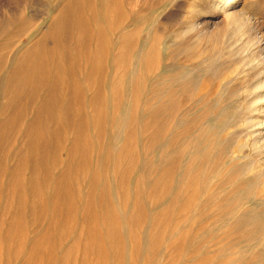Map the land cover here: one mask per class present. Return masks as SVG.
Here are the masks:
<instances>
[{"label": "rangeland", "instance_id": "374dc122", "mask_svg": "<svg viewBox=\"0 0 264 264\" xmlns=\"http://www.w3.org/2000/svg\"><path fill=\"white\" fill-rule=\"evenodd\" d=\"M72 1L0 0V264H264L262 66L198 42L194 0Z\"/></svg>", "mask_w": 264, "mask_h": 264}, {"label": "bare ground", "instance_id": "6f19581e", "mask_svg": "<svg viewBox=\"0 0 264 264\" xmlns=\"http://www.w3.org/2000/svg\"><path fill=\"white\" fill-rule=\"evenodd\" d=\"M63 1V0H62ZM69 1H72V0H68V3H69ZM76 0H74V2H75ZM84 1V0H83ZM113 1V0H112ZM261 1V0H260ZM66 3H67V1H65ZM79 2H82V0H79ZM190 2V1H189ZM193 2V3H192ZM191 3H192V12H191V15L192 16H194L193 14H196V12L199 14L197 17H193V19H192V16H191V19H190V21H189V23H188V28L189 29H191V30H193V31H195L196 33H197V41L198 42H203V40H205L206 38H208L209 40L210 39H214L215 41H217V42H222V41H228L229 43V45L232 47V52L234 51L235 52V55L237 54V55H241V56H243L244 57V59L246 60V62H247V64H251V65H249L250 66V68H248L247 67V69H252V68H254V67H258V66H262V68H260V69H262L263 71L261 72L262 74H260L261 75V78H260V81H259V84H258V86H256L255 84H254V86H256L257 87V89L258 90H256V88L254 87V89H255V91H259V93L257 94V105H258V107H259V110H261L262 108H263V105H264V39L260 36V35H258V31H257V24H256V22L258 23V21H256L255 20V18H253V17H251V15L248 13V11L245 9V7H243V3H242V1L241 0H204V3H206V4H210L211 5V7L210 8H205V6L204 5H206V4H204V5H200L199 3H202V0H194V1H192ZM77 3V2H76ZM76 3H73V1L71 2V4H75L76 6H77V4ZM83 4L85 3V2H82ZM59 4V3H58ZM62 4L63 5H67L68 6V4H64V2H62ZM190 4V3H189ZM258 4H260L261 5V8H259L260 10H258V11H260V14L259 15H261V16H264V1H261L260 3H258ZM63 5H61V7L63 6ZM112 5V4H111ZM69 6H71L70 5V3H69ZM80 6V5H79ZM59 7V6H58ZM66 7V6H65ZM73 7V6H72ZM84 7V6H83ZM119 7V6H118ZM247 7V6H246ZM260 7V6H259ZM56 8V7H55ZM54 8V9H55ZM251 8V7H250ZM62 9V8H61ZM61 9H59V11L61 10ZM64 9V8H63ZM71 9V8H70ZM73 9V8H72ZM74 9H75V6H74ZM77 9V8H76ZM81 9V8H80ZM112 9V8H111ZM68 10H69V8H68ZM57 12H58V9L56 10ZM55 11V13L54 14H56L57 12ZM62 11V10H61ZM60 11V12H61ZM70 11V10H69ZM68 11V12H69ZM83 11V10H82ZM63 12V11H62ZM77 12V11H76ZM94 12V11H93ZM64 14H65V12H63ZM75 13V12H74ZM74 13H73V15H74ZM95 13H97V12H94V14ZM219 13H222L221 14V16L223 17L224 16V18H225V21H224V24L222 25V26H219V24H217L216 22H212L211 21V19L212 18H218V14ZM53 14V15H54ZM63 14V15H64ZM60 15V14H59ZM65 15H67V14H65ZM64 15V16H65ZM72 15V16H73ZM76 15V14H75ZM68 16V15H67ZM70 16H71V13H70ZM77 16V15H76ZM75 16V17H76ZM82 16V15H81ZM96 16H97V14H96ZM96 16H94V17H96ZM59 17V16H58ZM57 17V18H58ZM61 17V16H60ZM63 17V16H62ZM69 17V16H68ZM257 17V16H256ZM56 18V19H57ZM83 18V17H82ZM81 18V19H82ZM97 18V17H96ZM95 18V19H96ZM263 18V17H262ZM59 19V18H58ZM75 19H78V18H75ZM65 21H66V17H65V19H64ZM71 20V19H70ZM97 20V19H96ZM77 21V20H76ZM75 21V22H76ZM123 21V20H122ZM128 21V20H127ZM214 21V20H213ZM51 22V21H50ZM75 22H74V26L76 27V28H78V29H81L82 27L83 28H86L85 27V25H83L85 22H86V20L84 19V23H83V20H81V21H78V22H76V24H75ZM82 22V23H81ZM60 23V22H59ZM64 23V22H63ZM66 23V22H65ZM64 23V24H65ZM264 23V22H263ZM72 24V23H71ZM89 24V23H88ZM217 24V25H216ZM66 25V24H65ZM83 25V26H82ZM100 25V27H101V24H99ZM212 25H214L216 28H213L212 30H211V27H212ZM104 26V25H103ZM219 26V27H218ZM89 27V26H88ZM91 27V26H90ZM99 26H97L96 28H97V32H95L96 33V35H98V37H95L94 39H97V38H99L100 39V36H101V34H102V29H100V27L98 28ZM130 27V26H129ZM264 27V26H263ZM51 28V27H50ZM54 28V27H53ZM72 28H74V27H72ZM82 28V30H84ZM96 28H95V30H96ZM140 28V27H139ZM58 29V28H57ZM61 29H62V27H61ZM67 29H69V26H68V28ZM90 29V28H89ZM89 29H87V30H89ZM92 29V28H91ZM134 29V28H133ZM259 29V28H258ZM48 30V29H47ZM93 30V29H92ZM148 30V29H147ZM49 32H48V35H50V30H48ZM69 31V30H68ZM72 31H74V30H72ZM257 31V32H256ZM261 31V30H260ZM62 31H60V33H61ZM81 32H84V31H81ZM91 32V31H90ZM104 32H106V31H103V33ZM145 32V31H144ZM263 32V31H262ZM59 33V32H58ZM59 33V34H60ZM88 31H87V36H88ZM94 33V34H95ZM71 34V33H70ZM73 34V33H72ZM83 34H85V33H83ZM106 34V33H105ZM104 34V35H105ZM262 34H264V33H262ZM42 35V34H41ZM44 35H46V33H44ZM52 35V34H51ZM86 35V34H85ZM47 36V35H46ZM70 36V35H69ZM127 36H128V34H127ZM142 36V35H141ZM263 36V35H262ZM49 37V36H48ZM105 37V36H104ZM129 37V36H128ZM128 37H126V38H128ZM42 38V37H41ZM45 38V37H44ZM47 38V37H46ZM51 38V37H50ZM54 38V37H53ZM85 38V41H87V39L89 38V36H88V38L87 37H84ZM87 38V39H86ZM125 38V37H124ZM123 38V39H124ZM129 38H131V37H129ZM129 38H128V40L126 41V42H129ZM122 39V38H121ZM120 39V40H121ZM123 39H122V43H124L123 42ZM207 39V40H208ZM49 40V39H48ZM107 40V39H106ZM105 40V41H106ZM61 41V40H60ZM76 41V40H75ZM101 41V40H100ZM144 41V40H143ZM47 42L48 41H46V43H44V44H47ZM52 42V41H51ZM73 42V41H72ZM80 42V41H79ZM126 42L124 43L125 44V46L128 44H126ZM53 43V42H52ZM52 43H51V45H52ZM100 43H102V45H104L103 43L104 42H100ZM100 43L97 45L98 47V50L100 51V49H99V47H102V46H100ZM122 43H120V45H124V44H122ZM210 43V42H209ZM75 43H73V45H74ZM87 44H89L88 42H87ZM57 45V44H56ZM79 45H80V43H79ZM109 45V44H108ZM108 45L106 44V47H108ZM53 46V45H52ZM85 46V45H84ZM105 46V45H104ZM103 46V47H104ZM230 46H228L229 48H230ZM46 47V46H45ZM44 47V48H45ZM56 47V46H55ZM58 47V46H57ZM67 47V46H66ZM236 47H238V48H236ZM28 48H30V47H28ZM27 48V49H28ZM32 48V47H31ZM35 49L37 48V47H34ZM38 48H40V47H38ZM59 48V47H58ZM65 48V47H64ZM78 48V47H77ZM51 49V48H50ZM103 49V48H102ZM106 49V48H105ZM105 49H104V51L103 50H101V52H104L105 53ZM153 49V48H152ZM255 49H256V51H255ZM36 50H40V49H36ZM25 51V50H24ZM30 51V50H29ZM32 51V50H31ZM43 52L44 50L43 49H41L39 52ZM46 51H48V49L46 50ZM52 51V50H51ZM27 52H28V50H27ZM35 52H37L38 53V51H35ZM53 52V51H52ZM51 52V53H52ZM54 52H55V49H54ZM59 52V51H58ZM98 51H96L95 53H97ZM100 52V53H101ZM30 53V56H32L31 55V53H33V51L32 52H29ZM37 53H35V54H37ZM63 53V52H62ZM104 53H102V55L104 54ZM27 54V53H26ZM34 54V55H35ZM39 54H41V55H43L42 53H39ZM54 54V53H53ZM53 54H52V56H53ZM55 54H57V53H55ZM61 54V53H60ZM70 54V53H69ZM82 54V53H81ZM87 54V53H86ZM124 54V53H123ZM217 54V53H216ZM232 54V53H231ZM71 55V54H70ZM96 55H99V54H95V55H93V56H96ZM120 56H122L121 54H119ZM236 55V56H237ZM40 56V55H39ZM46 56V55H45ZM60 56V55H59ZM68 56V55H67ZM82 56V55H81ZM89 56V55H88ZM87 56V57H88ZM92 56V55H91ZM100 56V55H99ZM98 56V57H99ZM147 56V55H146ZM28 57V56H27ZM44 57V56H43ZM54 57V56H53ZM55 57H56V55H55ZM75 57V56H74ZM80 57V56H79ZM119 57V56H118ZM238 57H240V56H238ZM26 58V57H25ZM48 58V57H47ZM46 58V59H47ZM52 58V57H51ZM50 58V59H51ZM57 58H58V56H57ZM82 58V57H81ZM102 59H103V57H101ZM124 56H123V59H121L120 58V60H124ZM242 58V57H241ZM18 59H20L19 57H18ZM45 59V58H44ZM44 59H42L41 61L40 60H38L39 61V63H40V66L42 65V63H43V60ZM45 59V60H46ZM60 59V58H59ZM64 59V58H63ZM91 59V58H90ZM93 59V58H92ZM243 59V58H242ZM243 59V60H244ZM22 60V59H21ZM20 60V61H21ZM35 60V59H34ZM45 60H44V62H45ZM23 61V60H22ZM28 61H30V60H28ZM27 61V62H28ZM50 61L51 60H49V62H48V65H50ZM52 61H53V59H52ZM71 61V60H70ZM95 61V60H94ZM99 61V60H98ZM242 62H244V61H242ZM246 62H245V65H246ZM249 62V63H248ZM19 63V62H18ZM22 63V62H21ZM38 63V64H39ZM53 63H55V62H53ZM52 63V64H53ZM71 63V62H70ZM101 63V62H100ZM23 64H24V62H23ZM34 64H37V60H36V62L34 63ZM46 64H47V62H46ZM68 64H69V62H68ZM75 64V63H74ZM261 64V65H260ZM21 65V64H20ZM20 65H19V67H20ZM30 65H31V63H30ZM102 65V64H101ZM23 66V65H22ZM21 66V67H22ZM36 66V65H35ZM39 65H37V67H38ZM39 66V67H40ZM44 66H45V69H44ZM44 66H41V68H43L44 70H45V73H46V71H49L48 69V66H46V65H44ZM70 66V65H69ZM75 66V65H74ZM248 66V65H247ZM251 66H253L252 68H251ZM32 67V66H31ZM30 67V68H31ZM34 67V66H33ZM38 67V68H39ZM50 67H52L51 65H50ZM65 67V66H64ZM73 67V66H72ZM76 67V66H75ZM97 67H98V64H97ZM24 68V71L25 72H27V74L29 73V72H31V71H26V67L24 66L23 67ZM35 68V67H34ZM93 68H95V67H93ZM14 69V68H13ZM12 69V70H13ZM17 69H18V67H17ZM47 69V70H46ZM96 69V68H95ZM104 69V68H103ZM255 69V68H254ZM16 70V69H15ZM18 70H21V69H18ZM50 70H52V69H50ZM22 71V73H23V70H21ZM43 71V70H42ZM42 71H41V73H42ZM54 71V70H53ZM96 71H97V69H96ZM102 71V70H101ZM221 71V70H220ZM253 71V70H252ZM254 71H257V69L256 70H254ZM14 72V71H13ZM16 72H17V70H16ZM19 72V71H18ZM34 72V71H33ZM51 71H49L48 73L49 74H51L50 73ZM58 72V71H57ZM69 72H70V70H69ZM92 72H94V74H96L95 73V71H93V69H92ZM39 73H40V70H39ZM38 73V74H39ZM44 73V72H43ZM47 73V75L49 76V74ZM52 73H54V72H52ZM72 73V72H71ZM92 74L90 71L88 72V74ZM102 73H104V70L102 71ZM15 74H18V73H15ZM25 74V76H26V73H24ZM32 74V73H31ZM37 74V75H38ZM89 74V75H90ZM35 76H36V70H35V74H34ZM44 75V74H43ZM42 75V76H43ZM53 75V74H52ZM51 75V76H52ZM96 75H98V74H96ZM100 75H101V73H100ZM13 76V75H12ZM11 76V77H12ZM15 76V75H14ZM24 76V77H25ZM33 76V75H32ZM35 76H34V78H35ZM51 76H50V78H51ZM92 76H93V74H92ZM102 76V75H101ZM100 76V77H101ZM23 77V76H22ZM23 77V78H24ZM27 77V76H26ZM39 77H41V76H39ZM59 77V76H58ZM57 76L55 77V78H58ZM13 78V77H12ZM20 77H18V81L20 80L19 79ZM29 78V77H28ZM33 78V79H34ZM44 78H47V77H44ZM67 78V77H66ZM15 79H17L16 77H15ZM26 79V78H25ZM24 79V80H25ZM33 79H31V81L32 82H34L33 81ZM64 79H65V77H64ZM73 79V78H72ZM145 79V78H144ZM28 80V79H27ZM27 80H25V82L24 83H27V82H29V80L27 81ZM47 79H45V81H46ZM48 80H49V78H48ZM57 80V79H56ZM63 80V79H62ZM75 80V79H74ZM17 81V82H18ZM27 81V82H26ZM30 81V82H31ZM53 81H55V80H53ZM67 81V80H66ZM76 81V80H75ZM16 82V83H17ZM22 82V81H21ZM20 82V83H21ZM48 82V81H47ZM55 82H58V81H55ZM121 82V81H120ZM38 83V82H37ZM43 83H45V82H43ZM76 83H77V81H76ZM75 83V84H76ZM23 84V83H22ZM71 84H72V81H71ZM74 84V85H75ZM78 84V83H77ZM33 85V84H32ZM32 85H31V87H32ZM73 85V86H74ZM79 85V84H78ZM62 86V83L60 82V83H54V84H52L51 83V91H50V94L52 95V93L53 94H57L59 91H60V89L62 88L61 87ZM69 86L71 87L72 85H70L69 84ZM68 86V87H69ZM64 87V86H63ZM67 87V88H68ZM69 87V88H70ZM80 87V86H79ZM123 87V86H122ZM44 88V87H43ZM65 88V87H64ZM64 88H62V89H64ZM67 88L65 89V90H67ZM72 88V87H71ZM71 88H70V90H71ZM76 89H77V86H76ZM79 89V88H78ZM81 89V88H80ZM261 89V90H260ZM27 90V89H26ZM25 90V91H26ZM48 90V89H47ZM82 90V89H81ZM81 90H79V91H81ZM97 90V93H98V89H96ZM69 90H67L66 92H68ZM71 91H73V90H71ZM70 91V92H71ZM32 92V91H31ZM34 92H35V90H34ZM69 92V93H70ZM123 92V91H122ZM27 93V92H26ZM42 93V92H41ZM65 93V92H64ZM80 93V92H79ZM94 93H96V92H94ZM96 93V94H97ZM77 94L78 93H72L70 96H69V99L71 100V99H73L72 101L74 102V99L76 98V96H77ZM117 94V93H116ZM137 94V93H136ZM46 95V94H45ZM61 95V94H60ZM66 95H67V93H66ZM132 95V94H131ZM30 96H32L31 94H30ZM81 96V95H80ZM23 97V96H22ZM21 97V98H22ZM51 97H53V96H51ZM58 96H56L55 97V99L57 98ZM67 97V96H66ZM83 97V96H82ZM81 97V98H82ZM121 97V96H120ZM28 98V97H27ZM32 98V97H31ZM79 99H80V97H78ZM94 98V97H93ZM29 99V98H28ZM33 100V99H32ZM51 100H53V99H50V103H55V105L57 104V102H54V101H52L51 102ZM57 100H59V98H57ZM60 100H61V98H60ZM65 100V99H64ZM69 100V101H70ZM49 101V100H48ZM65 101H67V100H65ZM68 101V102H69ZM77 101H79L80 102V100H77ZM76 101V102H77ZM14 102V101H13ZM36 103V102H35ZM45 103V102H44ZM53 103L51 104V105H53ZM64 103H66V102H64ZM14 104V103H13ZM46 104H47V102H46ZM46 104H45V106H46ZM49 105V104H48ZM68 105H70V104H68ZM45 106H44V109H45ZM62 106V105H61ZM73 106V105H72ZM52 107V106H51ZM54 107V106H53ZM60 107V106H59ZM71 107V106H70ZM43 109V110H44ZM264 109V108H263ZM8 110V109H7ZM17 110V109H16ZM40 110V109H39ZM38 110V112L39 113H41L40 111ZM42 110V108H41V111H43ZM45 110H50V108H49V106H47V108L45 109ZM67 110V109H66ZM70 109H68V111H69ZM79 112H80V110H79ZM17 113H19V112H17ZM48 113V112H47ZM74 114H75V112H74ZM49 115H51V114H49ZM87 115V114H86ZM75 116H73L72 117V119L74 118ZM58 120V119H57ZM63 121V120H62ZM53 122V121H52ZM57 124V123H56ZM60 124V123H59ZM59 126V125H58ZM57 126V127H58ZM51 126H49V128H50ZM55 127H56V125H55ZM45 128V127H44ZM46 129V128H45ZM51 129V128H50ZM58 128H56V130H57ZM43 130V129H42ZM60 130H61V128H60ZM43 132V131H42ZM258 136H259V138H260V140L261 139H264V134H258ZM258 136H257V138H258ZM255 138V137H254ZM258 141H259V139H257ZM256 140V141H257ZM262 141H264V140H262ZM262 141H259V142H262ZM256 143V142H255ZM264 143V142H263ZM262 145V144H261ZM263 146V145H262ZM254 147H256L255 145H254ZM258 147H259V145H258ZM264 147V146H263ZM262 147V148H263ZM261 149V148H260ZM259 150V149H258ZM264 150V149H263ZM261 179V178H260ZM249 196V195H248ZM187 197V196H186ZM187 199V198H186ZM196 199V198H195ZM194 199V200H195ZM196 202V201H195ZM220 204V203H219ZM212 215V214H211ZM209 216V215H208ZM216 216V215H215ZM255 219V218H254ZM238 231V230H237ZM261 237V236H260ZM94 248V247H93ZM261 254V253H260ZM258 257H260V256H258Z\"/></svg>", "mask_w": 264, "mask_h": 264}]
</instances>
